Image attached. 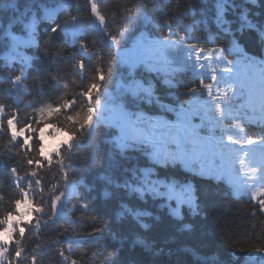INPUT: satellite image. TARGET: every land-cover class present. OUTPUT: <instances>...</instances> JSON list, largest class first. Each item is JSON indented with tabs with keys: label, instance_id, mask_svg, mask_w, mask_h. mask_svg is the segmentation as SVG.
Here are the masks:
<instances>
[{
	"label": "trees",
	"instance_id": "16d2710c",
	"mask_svg": "<svg viewBox=\"0 0 264 264\" xmlns=\"http://www.w3.org/2000/svg\"><path fill=\"white\" fill-rule=\"evenodd\" d=\"M61 2L62 0H46L53 8ZM18 3L20 10L23 11L30 0H18ZM66 3L73 5V15L76 14L75 8L77 6L80 8V16L85 17L82 39L89 43L91 52H102V58L100 56L89 58L78 47L63 44L64 38L61 33L51 34L53 39L50 41L49 51L54 53L57 50L56 46L61 45L64 49L62 53L64 58L43 55V39L47 38L45 29L66 20L68 17L65 12H58L54 21H44L38 26L41 43L39 51L35 47H24L21 44L15 53L12 52V43L6 40L4 32L9 21L19 15L14 8L17 0H0V21L4 25L0 27V104L5 105L3 118L5 127L0 128V218H3L6 212H15V201L21 196L15 183L16 178L10 173V167H17L21 176L32 171V167L26 164V158L17 155L22 152L16 147L19 141L10 142V133L6 129L9 111L19 109L18 119L22 124L25 117L32 113L33 108L45 102L53 103L61 98H69L92 82V77L97 75L98 69L105 72V79L100 82L99 89L101 93L99 98L105 106L104 123L97 127L91 143L83 142L85 133V137L81 138L82 148L75 149L73 158L69 161L71 167L67 170L68 180L76 181L77 184L75 186L70 184L65 189L60 169L53 167L51 170L47 168L40 170L45 204L50 203L54 194L65 191L66 198L63 201L65 207L54 225L50 222L49 225L40 228L39 237L33 233V228L36 219L40 217L34 212L27 215L25 222L31 220L33 223L26 227L22 241L25 251L20 258L9 256V259L13 264H32V249L39 243L41 248L36 253V264H70L72 260H76L77 264H264V251H256L264 249V216L243 197L225 196L233 192L231 186L215 170L214 166L221 162L219 158L211 157L207 161L208 165H204L201 172H198L203 155L195 145L196 140L200 141V135L203 136L202 140L207 141L212 134L218 135L222 128L226 130V136L235 134L234 139L238 137L243 142H247L248 138L259 142L261 134H264V119L257 123L241 121L249 116L248 110L241 106L246 94L234 79L235 70L247 73L256 70L264 74V66L260 63L264 61V56L258 55L260 45L257 34L246 31L241 36L236 33L241 46L256 60L255 64H250L239 51L231 47V37L221 33L213 22L215 13L212 10V0H162V6L157 11H153L151 0H99L97 5L100 13L106 18L103 27L112 35H116L119 41L118 45L110 46L112 42L107 39L102 29L95 31L91 25L94 14L90 10V0H66ZM237 3L251 9L254 15H251L250 19L254 22H264V0H257L256 4L246 3L245 0H237ZM143 5H147L144 9L146 15L155 18L160 25L159 28L156 24L137 19L139 6ZM189 5L192 6L191 9ZM127 8L133 9L132 21L125 24L123 16ZM204 19L208 21V32L202 23ZM228 19L235 21L232 25L235 31L239 26L237 17ZM165 22L172 23L175 28V34L171 36L173 41L180 36L187 37L189 33L185 26L191 25V35L203 40L198 46L206 50L227 46L228 50L220 62L212 63L211 68L197 69L198 72L204 73L199 79L190 71L183 73L178 70L183 59L181 53L179 58L169 63L170 68L177 69L172 79V83L177 86L169 87L163 83L162 75L145 70V64L158 63L161 58L158 54L146 50L141 35L142 33L148 35L153 40L161 35H168L163 27ZM118 29L124 32L123 37L118 35ZM13 30L16 31L15 28ZM16 34L22 35L20 32ZM208 34L217 37L214 43L205 39ZM186 43L191 45L197 41L186 39ZM69 53H78L75 60H84L86 68L83 80L74 72L75 60L68 58ZM6 56L12 58L7 60L4 58ZM21 57L31 58L33 66L27 68L28 79L25 81L27 88L19 86L13 89L9 77L19 74L22 67ZM217 59L219 58H214ZM223 60L233 63L228 65L222 62ZM212 69H215L219 80L216 89L221 94L228 91L227 103L232 106V114L239 118L238 121L224 119L221 125L219 116L210 109L208 103L210 98L206 93L200 95V79L205 83L215 84L209 76ZM49 74L55 75L60 84L57 85ZM133 76L145 83L151 79L161 104L171 110H165L155 103H140L134 109H127L125 106L126 111H122L120 97L124 91L123 85L130 83ZM37 79L44 83L42 90H37ZM64 84H67V88L63 87ZM190 88L196 89L195 95L189 92ZM9 89L13 90L10 92ZM232 90H235V93ZM28 101H33L31 106L28 105ZM126 112L135 114L128 116ZM50 120L59 126L63 116L59 121L55 116L50 117ZM237 123L243 128V133L235 127ZM136 130L143 131L146 135L141 139L148 141L142 145L143 149H147L148 152L156 150L177 158L176 165L168 168L156 166L155 171L161 179L175 177L180 184L191 187L199 205L195 213L187 204H183L180 207L183 219L177 220L170 215L168 207L170 205L174 208L176 199L168 201L166 197H159L156 200L146 197V202H141L134 196L128 197L123 190L116 189L103 179L104 176H111L114 181L123 182L125 175L130 176V173L124 172L125 168L137 165L142 168L152 167L145 151L128 150L121 154L117 147V143L135 139L132 132L136 133ZM67 139L66 132L52 133L50 129H45L43 139L45 154H51ZM32 143L33 147L38 149L39 145L35 138ZM210 145L215 146L214 142ZM215 153L221 159L219 151L215 150ZM30 155L35 158L36 152H31ZM29 178L25 177V181ZM57 181L59 191L54 192L52 186ZM33 187L35 188V185ZM105 190L113 195L106 199ZM181 195L177 188L174 196ZM34 197L40 200L41 194L36 192ZM81 199L89 203L88 209L80 207ZM122 202L150 212L151 216L145 217L144 222L151 227L145 230L130 216L118 217ZM25 207L22 205L21 211ZM47 210L46 207L45 211ZM69 215L72 221L68 220ZM93 218H99L101 224L107 225L102 235H90L95 226ZM184 225H191V228L186 229ZM64 227L70 228L69 234L59 236L58 233ZM137 236L146 240L151 247L146 248L136 243ZM16 239H19L18 234L12 237L13 242L8 246L10 253L13 252ZM57 248L65 250L67 261L57 255ZM69 248L71 251H68ZM0 264L5 262L0 261Z\"/></svg>",
	"mask_w": 264,
	"mask_h": 264
},
{
	"label": "snow or ice",
	"instance_id": "6c2138e0",
	"mask_svg": "<svg viewBox=\"0 0 264 264\" xmlns=\"http://www.w3.org/2000/svg\"><path fill=\"white\" fill-rule=\"evenodd\" d=\"M213 10H214V20L216 27L221 33L231 37V47L240 52V55L247 60L250 64H255L256 60L253 56H250L247 51L239 43L236 37V33L241 36L245 34L246 31L255 32L258 36L260 52L258 55L264 56V22H254L250 19V15H254L251 9L244 7L242 4H238L237 0H212ZM246 3L256 4L257 0H245ZM153 11L159 10L162 6V0H151ZM72 4L66 3V0H62L55 8L51 7L46 3V0H30V3L25 5L23 11L20 10L19 3L14 6L15 11L19 13L18 16L13 17L4 32V37L7 41L12 43V52H16L17 48L22 44L24 47H35L37 51L41 48L40 38L38 34V26L44 21H54L56 14L58 12L67 13V19L62 23L54 24L50 28L45 29L46 39H43V55L45 57L53 55L56 57L64 58L62 53L64 49L61 45L56 46V51L50 53V41L53 39L52 33L63 34V44L70 47H78L81 52L86 53L89 58L93 56H100L102 58L103 53H93L89 50V43L82 39L83 33L85 31L84 23L85 17L80 16V8L77 6L75 8L76 14H72ZM189 9L192 8L191 5L188 6ZM147 5L139 6V12L137 19H142L146 23H153L159 28L160 25L156 22L155 18H150L146 15L144 9ZM90 10L94 14L92 23L98 27H102L106 23V18L101 15L99 7L96 0H90ZM239 10V11H237ZM133 9L127 8L124 11L123 23H131ZM202 13L204 10H201ZM231 12L237 17L239 26L233 31V23L235 21L229 20L228 14ZM206 15V13H205ZM176 19V17H174ZM115 20V18H113ZM200 23V22H198ZM205 25V31L208 32L207 19L202 21ZM0 27H4L3 22L0 21ZM164 29L168 35H161L155 40L151 39L148 35L141 34L146 50L150 53H156L160 56L161 60L158 63L148 62L145 64V70L149 73L156 72L158 75L163 76V83L167 84L169 87H176L177 85L172 83V79L176 75V68H170L169 63L174 62L183 53V59L181 60L179 71L183 73L191 72L192 75L199 79L204 73H200L197 69L211 68L213 62H220L223 54L228 50L225 47H216L210 50H206L202 46H198L203 43L200 37L191 35L192 26L186 25L188 30V36H180L177 40L173 41L171 36L175 34V28L172 23L165 22L163 25ZM15 28L16 31L13 29ZM102 31L111 40L110 46H116L119 44L116 35H112L108 32L106 27H102ZM16 32H20L22 35H17ZM118 35L124 36V32L117 30ZM186 39H195L196 44H187ZM205 39L209 42H215L217 37H213L208 34ZM119 50V49H118ZM17 55H19L17 53ZM78 53H69L68 58L75 60ZM10 60L11 56L4 57ZM214 58H219L214 60ZM22 67L19 70V74L9 77V82L13 85V89L19 86H24L27 88L25 81L28 79L27 68L32 67L31 58L21 57ZM222 62L231 65L233 62L228 60H223ZM261 66H264V61H261ZM86 68L83 59L75 60L74 72L79 74L81 80L84 79V70ZM50 75V78L54 80L57 85L60 84V80L55 75ZM110 75V72H109ZM210 79L215 82L205 83L203 79H200L201 92L200 95L204 93L210 98L208 103L210 109L213 113L219 116V122L222 125L224 119H233L238 121V117L232 114V106L227 103L228 91L219 93L216 89V85L219 84L217 75L215 74V69L209 73ZM105 79V72L102 69L97 70V75L92 77V82L87 84V86L74 93L69 98H61L57 102L49 103L45 102L35 108L30 115L25 117V121L21 124L19 117V109L10 110L6 118V129L10 133V142L19 141L16 145L22 152L17 153V155H23L26 158V164L32 167L30 173L25 172L24 176L18 173V169L15 166L10 167V173L16 180L15 183L21 194L20 199L15 201V212L9 211L0 218V261L5 262V264H13L9 256L14 258H20L21 254L25 251L22 241L25 236V231L27 225H31L33 222L27 220L25 222V217L31 213H36L38 217L35 221V227L33 228V233L39 237V230L44 225H49L51 222L53 225L56 220L61 215V210L65 207L63 203L66 198L65 191H59V181L53 184V191H59V194H54L48 205L45 204L43 200V179L40 177L39 172L41 169H53V167L60 169L62 173V180L64 188L67 189L69 185L75 186L76 181L68 180V169L71 167L69 161L72 160L74 155V150L83 146V142L91 143L96 129L100 124L104 123V110L105 106L101 103L99 89L101 87V81ZM44 83L42 80L37 79V90H42ZM67 88V84L63 85ZM243 87V85H241ZM124 91L120 97L121 100V110L126 111L127 109H134L140 103L147 104H157L160 105L165 110H171L168 106L161 104L159 96L156 95L155 84L151 79H148L145 83L141 79H137L135 76L132 77L130 83L123 85ZM13 89H9L11 92ZM235 93V90H232ZM189 92L196 94L195 88H190ZM31 94V93H27ZM260 97L262 103H264V87H262L260 92ZM111 102V101H109ZM29 106L33 101L27 102ZM128 116L135 113L126 112ZM55 116L56 120L59 121L60 117L63 116V121L57 126L50 120V117ZM5 117V105L0 104V128L5 127L4 118ZM95 118V119H94ZM139 118V117H138ZM19 125V127H18ZM241 133H243V128L240 127L239 123L235 125ZM45 129H50L52 133L57 131L68 133V139L57 147L51 154H45L44 152V133ZM222 132H226L222 128ZM86 133V137H85ZM234 135H227V140L231 143L223 145L225 151H230L232 144H241V140L237 137L234 139ZM85 137L82 142L81 138ZM37 140L39 145L38 149L33 147V139ZM220 142L223 143L224 136L221 135L219 138ZM260 143L264 144V134H261ZM148 143L147 140H130L124 141L123 143H117V147L120 149L121 154H124L128 150H143L149 156L152 167H139L138 165L132 168H125L124 172L130 173V176L125 175L123 182H116L111 176H104L103 179L109 185H114L116 189L123 190V192L128 197H135L136 200L141 202H146V197H150L156 200L159 197H166L168 201L176 199V206L173 208L170 205V215H172L177 220H182L183 217L180 212V207L183 204H187L190 209L195 213L199 205L196 203V198L193 195V190L189 185L180 184L175 177H165L164 179L159 178L155 167L159 166L161 168H168L177 164L178 160L171 154H165L153 150L148 152L147 149H143L142 145ZM248 144L256 143L252 139H247ZM225 151L221 152V160L226 161ZM36 152L35 158H33L30 153ZM237 153H243V157H252L251 160L246 161L240 158L237 154L236 163L240 166V170L243 169L247 163L250 171L244 172V177L241 184L236 186L238 190L243 189L248 191L249 196L252 200L256 201V207L259 208L261 214H264V152L260 154V159L258 165L256 163V158L252 156L246 149L241 147L237 150ZM183 163V161H180ZM25 177H30L25 181ZM25 181V183H21ZM35 185V188L33 187ZM250 185V186H249ZM259 185V187H257ZM179 188L182 193L181 196H174V193ZM255 189V190H253ZM91 190V189H89ZM39 192L41 194L40 200H36L34 193ZM113 194L107 190L104 192V197L107 199ZM25 205V209L21 211V206ZM47 207V212L45 211ZM80 207L82 209H88L89 203L81 199ZM121 211L117 214L118 217L130 216L141 228L148 229L151 225L144 222V218L151 216V213L147 210H142L139 207L131 206L129 203H120ZM255 215V213H253ZM43 217H47L44 219ZM79 219V218H77ZM68 220L72 221L71 215L68 216ZM94 227L90 235L103 234L107 228V225L101 224L99 218H93ZM186 229H190L191 225H184ZM70 232V228L64 227L62 231L58 233L59 236H67ZM18 234L19 239L14 241L15 247L13 252H9V244L12 243V237ZM42 239V238H41ZM136 243L144 245L146 248H150L151 245L141 237H136ZM41 245L37 243L35 248L32 249L33 255L31 256L32 264H36L37 255L36 253L40 250ZM71 251V248L68 249ZM256 251H264V249H256ZM57 255L62 257L65 261L68 257L65 256V250L62 248H57ZM95 256V253L93 254ZM70 264H77L76 260H72Z\"/></svg>",
	"mask_w": 264,
	"mask_h": 264
},
{
	"label": "rangeland",
	"instance_id": "374dc122",
	"mask_svg": "<svg viewBox=\"0 0 264 264\" xmlns=\"http://www.w3.org/2000/svg\"><path fill=\"white\" fill-rule=\"evenodd\" d=\"M96 2H97V4L99 3V1L98 0H96ZM260 89H258V88H254L253 89V100H255L256 102H260L261 101V97H260ZM250 105L251 106H253L251 103H250ZM105 111V110H104ZM107 112V111H106ZM109 112H107V114H108ZM108 117V116H107ZM148 121V120H147ZM144 123H148V122H146V121H144ZM122 128H120V130H121ZM132 134H133V136H135V139H137L138 138V140H141V139H144V137H146V135H145V133L143 132V131H138V130H136V133L135 132H132ZM57 147H59V146H57ZM249 153H251L252 154V156H254L255 158H256V163H257V165H258V162H259V159H260V154L262 153V152H259V151H254V152H249ZM49 154V153H48ZM251 158L252 157H243L242 159H245L246 161H248V160H251ZM240 167V166H239ZM248 171H250V168L248 167V165H247V163L245 164V166L243 167V169L242 170H240V173H239V176L237 177V186L238 185H240L241 184V181H242V179H243V177H244V172H248ZM250 186V185H249ZM257 187H259V185H257ZM253 190H255V189H253ZM237 194H241V195H244V196H246V197H248V199H250V200H252L251 199V197L249 196V194H248V191H246V190H243V189H240V190H238V192H237ZM252 201H254V203L256 204V201L255 200H252ZM264 215V214H263Z\"/></svg>",
	"mask_w": 264,
	"mask_h": 264
},
{
	"label": "bare ground",
	"instance_id": "6f19581e",
	"mask_svg": "<svg viewBox=\"0 0 264 264\" xmlns=\"http://www.w3.org/2000/svg\"><path fill=\"white\" fill-rule=\"evenodd\" d=\"M98 1H99V0H98ZM212 10H213V9H212ZM213 12H214V10H213ZM233 16H234V15H233L231 12H229L227 18H232ZM250 16H251V15H250ZM96 27H98V26H96ZM232 130L235 131L236 129H232ZM223 136H224L223 141L226 142V144L231 143V142H229V141L227 140V136H226L225 134H224ZM241 137L243 138L242 134H241ZM246 144H247V143L240 144V145H241V147H245ZM237 145H238V144H232V148H231V150H230L229 152L234 153V152H232V149H233L234 146H237ZM80 148H82V147H80ZM235 153L238 154L240 157H242V154H243V153H237V150L235 151ZM217 178H218V177H217ZM220 180L223 181L222 178H220ZM231 186H232L233 188H235V187L237 186V182H231ZM228 195H230L231 197H234V193H230V194L227 193V195H225V196H228Z\"/></svg>",
	"mask_w": 264,
	"mask_h": 264
}]
</instances>
